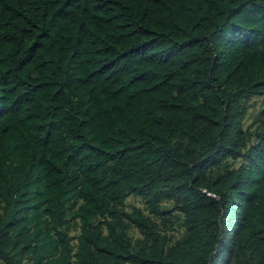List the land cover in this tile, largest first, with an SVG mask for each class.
Returning <instances> with one entry per match:
<instances>
[{"label": "trees", "instance_id": "1", "mask_svg": "<svg viewBox=\"0 0 264 264\" xmlns=\"http://www.w3.org/2000/svg\"><path fill=\"white\" fill-rule=\"evenodd\" d=\"M0 264H264V0H0Z\"/></svg>", "mask_w": 264, "mask_h": 264}, {"label": "rangeland", "instance_id": "2", "mask_svg": "<svg viewBox=\"0 0 264 264\" xmlns=\"http://www.w3.org/2000/svg\"><path fill=\"white\" fill-rule=\"evenodd\" d=\"M249 113H250V111H249ZM248 117H249V115H247L246 119H247ZM126 203H127V204L140 205V201H139L137 198H133V197H130V196H128V197L126 198ZM73 234H74V232H73Z\"/></svg>", "mask_w": 264, "mask_h": 264}]
</instances>
